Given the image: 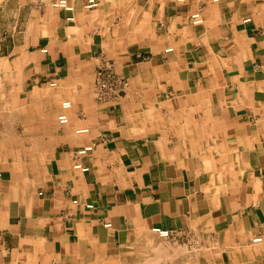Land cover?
<instances>
[{
  "label": "crops",
  "instance_id": "0c3cea01",
  "mask_svg": "<svg viewBox=\"0 0 264 264\" xmlns=\"http://www.w3.org/2000/svg\"><path fill=\"white\" fill-rule=\"evenodd\" d=\"M98 1L0 0V264H264V0Z\"/></svg>",
  "mask_w": 264,
  "mask_h": 264
},
{
  "label": "built area",
  "instance_id": "2783aa9c",
  "mask_svg": "<svg viewBox=\"0 0 264 264\" xmlns=\"http://www.w3.org/2000/svg\"><path fill=\"white\" fill-rule=\"evenodd\" d=\"M50 4L53 8L60 9L67 13L66 20L71 22L74 20V6L71 4L70 0H50ZM99 5L98 0H85L83 8L85 10H91L97 8ZM191 22L193 24H200L203 18L199 11L193 12L191 14ZM250 18H245L244 21H249ZM167 51L171 48L166 49ZM42 52H46V49H41ZM56 85L55 81L49 83V86L53 87ZM129 86L128 78L117 72L115 64L112 60L101 56L98 59V63L95 69L94 76V94L98 102L103 104H113L122 94H125ZM72 104L70 100H64L60 104L61 111L57 115V122L59 124L65 125L69 122V117L67 111L71 108ZM88 128H78L75 130L76 133H87ZM93 146L91 144L84 145L74 152V162L73 168L82 172L89 171V166L83 164L80 158L85 156L88 152L92 150ZM1 178V173H0ZM73 203H78L77 199L72 200ZM86 208L90 209L93 204H86ZM158 235L161 237L170 236L169 230L160 229L158 230Z\"/></svg>",
  "mask_w": 264,
  "mask_h": 264
},
{
  "label": "bare ground",
  "instance_id": "6f19581e",
  "mask_svg": "<svg viewBox=\"0 0 264 264\" xmlns=\"http://www.w3.org/2000/svg\"><path fill=\"white\" fill-rule=\"evenodd\" d=\"M161 250H162V249H161ZM191 250H192V249H191ZM205 253H206V252H205ZM157 255H158V254H157ZM159 255H160V254H159ZM160 257H161V256H160ZM145 259H146V258H145ZM145 259H143V260H145ZM147 259H148V258H147ZM147 259H146V260H147ZM152 261H154V260H152ZM152 261H149V263L152 262ZM143 262H145V261H143Z\"/></svg>",
  "mask_w": 264,
  "mask_h": 264
},
{
  "label": "rangeland",
  "instance_id": "374dc122",
  "mask_svg": "<svg viewBox=\"0 0 264 264\" xmlns=\"http://www.w3.org/2000/svg\"><path fill=\"white\" fill-rule=\"evenodd\" d=\"M49 4H50V2H49ZM50 5H51V4H50ZM0 127H1V121H0ZM17 127H20L19 124L17 125ZM17 127H16V128H17Z\"/></svg>",
  "mask_w": 264,
  "mask_h": 264
}]
</instances>
